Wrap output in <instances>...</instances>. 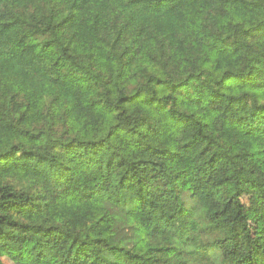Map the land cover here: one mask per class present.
<instances>
[{
	"label": "trees",
	"instance_id": "obj_1",
	"mask_svg": "<svg viewBox=\"0 0 264 264\" xmlns=\"http://www.w3.org/2000/svg\"><path fill=\"white\" fill-rule=\"evenodd\" d=\"M247 195L264 0H0V259L264 264Z\"/></svg>",
	"mask_w": 264,
	"mask_h": 264
},
{
	"label": "rangeland",
	"instance_id": "obj_2",
	"mask_svg": "<svg viewBox=\"0 0 264 264\" xmlns=\"http://www.w3.org/2000/svg\"><path fill=\"white\" fill-rule=\"evenodd\" d=\"M243 202L248 208L249 218L252 226L260 231V228L264 226V220L261 218L263 214V202L258 199L257 196L247 195L243 198ZM0 264H15L8 258H1Z\"/></svg>",
	"mask_w": 264,
	"mask_h": 264
}]
</instances>
